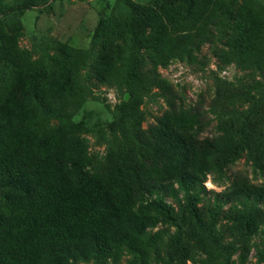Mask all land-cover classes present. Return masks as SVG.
<instances>
[{"label":"trees","instance_id":"obj_1","mask_svg":"<svg viewBox=\"0 0 264 264\" xmlns=\"http://www.w3.org/2000/svg\"><path fill=\"white\" fill-rule=\"evenodd\" d=\"M35 5L25 0L13 10ZM18 35L0 23V264H80L141 251L156 222L145 196L202 186L225 140L203 136L199 110H172L141 132L138 157L118 153L102 169L71 121L87 96L80 77L88 52L57 45L49 58L33 60ZM98 35L89 87L125 88L124 112L158 67L198 58L205 45L223 61L264 69V9L255 0H165L160 13L132 3L99 22ZM226 191L264 205V184L238 177Z\"/></svg>","mask_w":264,"mask_h":264},{"label":"rangeland","instance_id":"obj_2","mask_svg":"<svg viewBox=\"0 0 264 264\" xmlns=\"http://www.w3.org/2000/svg\"><path fill=\"white\" fill-rule=\"evenodd\" d=\"M24 1L0 0V23L8 32L17 30L18 46L33 60L49 58L57 45L89 54L80 77L87 96L71 121L82 127L89 155L102 169L115 165L118 153L138 157L141 132L147 134L172 110H199L203 136L226 143L202 186L145 196L156 222L147 229L141 251L80 264H264V205L226 194L238 177L264 184V69L223 61L205 45L198 58H177L158 67L151 86L124 112L125 88L89 87L101 42L93 34L99 22L129 12L132 3L160 13L165 0H36L22 13L13 10ZM255 1L264 9V0Z\"/></svg>","mask_w":264,"mask_h":264}]
</instances>
